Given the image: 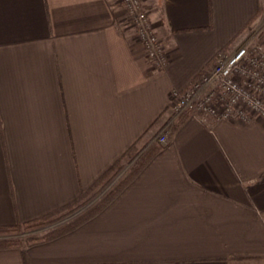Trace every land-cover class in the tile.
<instances>
[{"label": "crops", "instance_id": "obj_1", "mask_svg": "<svg viewBox=\"0 0 264 264\" xmlns=\"http://www.w3.org/2000/svg\"><path fill=\"white\" fill-rule=\"evenodd\" d=\"M142 9L167 42L163 69L121 0H0V225L89 190L172 112L171 92L239 36L257 0ZM0 264H264V120L190 118L104 210L25 251L0 249Z\"/></svg>", "mask_w": 264, "mask_h": 264}, {"label": "built area", "instance_id": "obj_2", "mask_svg": "<svg viewBox=\"0 0 264 264\" xmlns=\"http://www.w3.org/2000/svg\"><path fill=\"white\" fill-rule=\"evenodd\" d=\"M121 1L149 59L163 69L169 60L168 49L150 22L148 12L142 9V0ZM171 106V123L185 112L203 122L247 124L264 120V47L251 41L220 54L213 68L202 72L184 90L171 92ZM171 123L158 135L162 144L168 140Z\"/></svg>", "mask_w": 264, "mask_h": 264}, {"label": "trees", "instance_id": "obj_3", "mask_svg": "<svg viewBox=\"0 0 264 264\" xmlns=\"http://www.w3.org/2000/svg\"><path fill=\"white\" fill-rule=\"evenodd\" d=\"M261 19H264V0H257L256 13L253 18L248 21L240 34L243 35L249 31L253 32L255 25ZM253 40L256 44L264 47V28L259 31L256 37H253ZM227 46L223 48V51L227 49ZM217 60L218 55L213 57L203 67L195 79H197L202 72L213 68L217 63ZM171 118L172 112L161 114L159 119L154 122L148 131L144 133L139 140L113 164L108 172H106L89 190L81 191L78 198L72 202H69L67 205L39 218L28 221H17L14 224L0 225V249L19 248L25 251L30 247L54 240L55 238L76 229L83 222L104 210L118 195L122 187L125 186L134 176H136V174L157 152L163 149V146L157 140L153 139L155 135L161 131L163 126L171 120ZM190 118H192L190 112H185L180 115L176 120L175 130L178 131ZM148 145L149 147L145 150V152L131 165L129 174L122 180L115 183L111 189H109L108 192L99 199V201L94 203L89 210L83 213L80 218L71 220L64 225L57 226L49 231H42L41 233L35 235L30 234L35 230H40L44 227L51 226L64 220L95 199Z\"/></svg>", "mask_w": 264, "mask_h": 264}, {"label": "rangeland", "instance_id": "obj_4", "mask_svg": "<svg viewBox=\"0 0 264 264\" xmlns=\"http://www.w3.org/2000/svg\"><path fill=\"white\" fill-rule=\"evenodd\" d=\"M144 1L146 0H142V3H144ZM264 28V19H261L254 27V31L251 32H246L245 34H239V36H237V38L233 39L232 42L227 46V49L225 51H223V48L217 53L218 57L220 56V54H223V53H229V52H232L234 51L238 46L242 45V44H245L247 42H253L254 43V40H253V37H256V35L259 33V31H261L262 29ZM251 33V34H250ZM250 35V36H249ZM164 42H165V39H164ZM167 44V42H165ZM168 49V48H167ZM177 120V119H176ZM171 122H168L167 124H165L163 126V128L161 129V131ZM175 124H176V121L175 122H172L171 123V126H172V130H171V133L168 137V140L165 144H162L159 143L162 145V146H165L169 139L171 138L172 135H174L177 131L175 130ZM170 126V127H171ZM107 189H104L100 195H98L95 199H93L92 201L95 200V202H89L87 205H85L83 208H81L80 210L76 211L74 214H72L71 216L65 218L64 220L56 223V224H53L51 226H48V227H44L40 230H35L33 232H31L30 234H39L41 233L42 231L45 232V231H49L57 226H62L68 222H70L71 220H75L77 218H80L82 216L83 213H85L87 210H89L92 206L93 203H96L97 201H99V199L104 196L108 191H106ZM103 194V195H102ZM100 196V197H99Z\"/></svg>", "mask_w": 264, "mask_h": 264}]
</instances>
